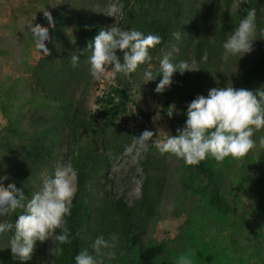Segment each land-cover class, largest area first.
Returning a JSON list of instances; mask_svg holds the SVG:
<instances>
[{
	"label": "trees",
	"instance_id": "obj_1",
	"mask_svg": "<svg viewBox=\"0 0 264 264\" xmlns=\"http://www.w3.org/2000/svg\"><path fill=\"white\" fill-rule=\"evenodd\" d=\"M26 2L15 7L24 18L37 16L32 25L49 32V55L37 51L30 28L10 37L5 30L14 33L16 20H9L13 28L0 23V186L31 199L42 174L67 163L78 173V191L66 218L71 243L57 255L54 240L38 242L25 264H75L80 251L92 253L100 235L115 238V259L105 264H177L190 250L196 252L193 264H264V227L252 221L264 219V147L259 144L264 130L254 134L256 147L245 157L218 163L209 156L188 166L160 153L155 144L163 139L153 125L164 124L166 134L174 136L197 96L215 87L255 91L264 86V0ZM108 2L123 8L118 26L159 35L162 43L150 50V67L141 65L115 79L109 72L97 81L89 74L88 46L115 23L104 17ZM249 10H255L257 22L253 50L241 59L225 56L223 42ZM45 13L54 28L45 23ZM174 32H181L179 40ZM168 53L173 63L187 61L198 71L174 73L171 86L157 94L161 77L146 83L143 73L155 74ZM73 54L80 58L76 67ZM117 56L123 63V54ZM173 104L176 111L169 118ZM146 130L154 136L132 169L140 187L129 203L127 192L116 191L111 169ZM19 214L22 210L0 223L14 224ZM166 219L177 223L172 238ZM12 235L0 237V264H21L9 248Z\"/></svg>",
	"mask_w": 264,
	"mask_h": 264
},
{
	"label": "clouds",
	"instance_id": "obj_2",
	"mask_svg": "<svg viewBox=\"0 0 264 264\" xmlns=\"http://www.w3.org/2000/svg\"><path fill=\"white\" fill-rule=\"evenodd\" d=\"M107 16L113 17L115 23L102 29L88 46L90 76L99 81L110 72L111 78L115 79L118 74L127 76L135 73L141 65L150 67V50L160 45L162 38L118 26L115 18L124 16L122 6L118 4L110 7ZM44 20L49 28L55 27L49 14L45 13ZM29 27L37 51L44 57L48 56L46 44L49 42V32L38 24ZM256 30L255 10H249L235 31L223 42L224 55L239 56L241 59L250 54L256 41ZM172 36L179 40L181 32H174ZM118 52L123 54V63L117 56ZM70 59L72 67L80 62L79 56L75 54ZM191 71L198 70H192L187 61L173 63L171 53H168L160 60L159 70L155 74L151 70L144 71L143 79L147 83L161 77L155 88V92L161 94L173 83L174 73L183 75ZM175 111V105H170L167 109L168 117L172 118ZM185 115L186 122L182 128L177 129L176 135L166 134L163 142H156L155 146L161 154L174 155L177 159H183L188 166H197L209 156L218 163L229 157H245L256 147L254 134L264 130V86L255 91L235 89L232 86L212 88L207 96L199 95L191 101ZM153 136L152 131L146 130L139 138H135L139 149L146 150ZM259 144L264 147V136L259 138ZM77 182V171L65 166L58 168L54 177L34 193L31 199H26L16 188L5 190L0 186V218L22 210L14 224L0 223V237L13 232L9 248L21 264L32 259L38 242L43 244L54 240V252L57 255H62L63 246L71 243L66 218L72 213V201L78 191ZM114 239L97 236L92 244V253L87 249L80 251L75 256V264H105V261H112L115 259ZM195 256L196 252L190 250L178 257L177 264H193Z\"/></svg>",
	"mask_w": 264,
	"mask_h": 264
},
{
	"label": "rangeland",
	"instance_id": "obj_3",
	"mask_svg": "<svg viewBox=\"0 0 264 264\" xmlns=\"http://www.w3.org/2000/svg\"><path fill=\"white\" fill-rule=\"evenodd\" d=\"M19 2L24 4L27 3L26 0H0V23L4 25L5 23L8 25L10 24L9 26L13 28L14 21L13 23H10L9 20H16V31L14 33L11 32L10 28L5 30L8 36H15L17 33L22 32L24 26L30 28L29 26L33 21H39L37 16H32L31 19L24 18V15L21 14V12L15 7V5L19 4ZM113 4L116 3L113 2L109 4L108 8H106L107 10L103 11L104 17H106L110 22L115 21L113 17L107 16L108 11ZM118 18L119 17H116L115 19L117 20ZM31 55L33 56L34 52H31ZM153 125L157 128L156 137L159 140L163 139L164 141L165 137L163 138V136L167 133V129L164 124H157V121H155ZM159 136L161 137L159 138ZM143 151L144 149H139L138 145L134 142L130 149L124 155H122L121 158L116 159L112 165L111 172L115 182V189L118 193H122L123 191L127 192L129 203L136 199L139 195L140 180L135 177V173L132 171V169H134V167L137 165V162L142 158ZM65 166H68L67 163L55 165V170L53 173L49 175L42 174L41 183L36 187V192L40 191L44 184L54 177V173L58 168ZM243 203H247L246 199H244ZM258 219L259 218H252V221L257 225L264 227V219L261 218L262 221ZM164 224L167 230L170 232L169 238H172L175 235V226L177 223L172 219H166L164 220ZM158 229H160V227H158L157 230Z\"/></svg>",
	"mask_w": 264,
	"mask_h": 264
}]
</instances>
